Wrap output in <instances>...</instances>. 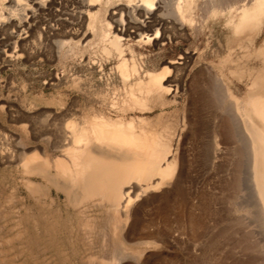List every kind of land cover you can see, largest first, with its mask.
Returning <instances> with one entry per match:
<instances>
[{
  "label": "bare ground",
  "instance_id": "1",
  "mask_svg": "<svg viewBox=\"0 0 264 264\" xmlns=\"http://www.w3.org/2000/svg\"><path fill=\"white\" fill-rule=\"evenodd\" d=\"M121 1L48 0L46 5L35 0H0V55L17 60L24 54L44 57L35 47L31 24L25 26L20 20L31 22L38 12L49 11L61 26L60 30H46L45 38L55 58L67 59L73 50L97 47L108 61L117 62L111 79H119L124 85L122 93L104 97L99 108L91 112L84 109L80 121H68L65 113L62 121L63 114L58 115L59 124L53 123L57 129L32 128L33 139L40 142L45 138L52 148L42 150L36 143L32 154L21 152L22 179L34 206L50 211L64 198L59 205L74 214L81 230L91 237L101 233L106 239V228L98 227L91 218L96 213L105 215L118 255L107 264H118L123 256L118 258L119 252L141 260L148 252L145 248L158 247L157 242H151L144 243V248H130L128 240H168L171 231L154 230V219L167 221L172 211L177 227L189 226L191 240H209L210 264H264V43H259L264 34V0H173L171 8L167 0H124L127 5L118 4ZM199 1L204 4L199 6ZM200 9L204 13L197 19ZM103 10L106 16L110 14V21L103 18ZM77 21H81V28H75ZM86 25L90 34L83 31ZM219 26L229 36L230 52L221 62L220 73L202 65L200 53V67L193 76L195 86H207L198 108L212 114L209 125L200 121V126L209 128L211 137L203 148L202 161L210 178L223 174L225 179L218 186L221 197L209 196L204 203L199 197L198 202L188 197L184 164L174 149L178 127L190 125L186 116L183 114L182 122L165 123L163 114L155 121L129 119L128 115L156 108L165 111L177 105V95L193 61V55L185 53L179 61L150 65L149 56L143 57L139 48L172 44L187 27L210 46ZM217 38L222 43L221 37ZM253 64L257 67H250ZM232 79L245 84L243 96H238ZM31 177H38L40 182ZM156 199H161L163 206L152 215L139 213L147 201ZM186 207L191 211L205 208L209 220L192 212L186 216ZM199 263L196 260L195 264Z\"/></svg>",
  "mask_w": 264,
  "mask_h": 264
},
{
  "label": "rangeland",
  "instance_id": "2",
  "mask_svg": "<svg viewBox=\"0 0 264 264\" xmlns=\"http://www.w3.org/2000/svg\"><path fill=\"white\" fill-rule=\"evenodd\" d=\"M35 1L46 5L48 3V0ZM167 2L171 8L174 1L167 0ZM198 3L199 6L204 4L202 1ZM118 4L127 5L128 2L123 0L118 2ZM48 12H38L31 22L25 21V19L20 20L25 26H28L29 23L31 24V28L34 30L32 33L35 36L32 39L36 38L34 41L38 45H35V47H37V51L41 49L44 54L41 51L40 53L44 57L40 56V58L38 57L39 59L37 57L29 58L24 54V57L17 60L10 56L0 55V264H107V262L112 260L113 256L117 257L118 255L115 248L116 240H113L112 235L108 234L109 228L106 225V221H104L106 220L105 215L96 213L91 218L98 227L106 228L104 231L107 238L105 239L98 232L91 237L87 232L79 228L74 214L68 213L59 205L64 198L59 200L53 210L51 208L50 211L45 209L40 211L34 206L29 189L23 183L25 177H23V162H21L22 154H27V152V155H30L29 153L32 154L35 145L38 143L42 150L52 149L47 139L42 138L43 140L41 139L40 142H36L33 139L34 128L49 127L57 129L53 123L59 124L60 122L56 120L58 119L59 121L58 115L63 114L60 116V121H62L61 117L65 113L67 117H70H65L68 121L69 119L71 121L73 119L80 121L84 109L87 112H91V109L99 108L104 97H113L115 93L118 95L122 93L124 88L123 83L119 79H111V75L115 74L117 62L108 61L101 52L96 51L97 47L89 51L82 50V52L73 50L67 59L55 58V51L45 38L46 30H48V27H55L60 30L61 26L59 25L60 22L52 17L53 14ZM203 13L200 9L196 15L197 19ZM109 15L107 14L106 16V12L103 10V18L106 16V19L110 21ZM125 20H127V16H125ZM76 24L75 28H81V21H77ZM65 30L68 31V29ZM83 31L90 34L87 30V25L83 26ZM181 33L177 35V39L172 44L166 43L165 47L151 44L145 45L138 50L139 53L143 54V57L147 58L149 56L150 65H162L165 61L172 59L179 61V57L185 53L193 55L187 79L182 85V91L180 90L177 95L179 104H174L165 111L156 108L144 113L135 112L128 116L129 119L142 117L155 121L163 114L162 119L165 123L182 122L183 116H186L190 125L178 127L177 133L179 135L175 137L174 149H177V156L184 164L188 197L191 200L192 198L195 199V201H199V197L201 202L205 203L209 196L216 199L221 197L218 186H220L219 182L221 184L225 179L222 178L223 174H221V177L210 178L208 170L205 169V162L202 161L203 148L209 145L211 137L209 128L206 129V126H200V121L205 120L209 125L212 114L210 110L202 111L201 108H198L201 103V96L206 93L207 86L202 83L198 87L195 86L193 84V76L200 67V63L197 61L200 58V53L203 54L201 59L203 63L201 64L208 66L209 71L213 69L216 73H220L218 71L221 67V62L230 53L227 47L229 36L227 33H223L219 26L214 33L217 37H221L222 43L218 42L217 37H213L210 41V46H208V41L202 42L198 37L196 38L189 27L185 28L184 34ZM37 39H39L38 42L41 41V45L37 42ZM43 41L46 43L44 44ZM261 42L264 43V34L259 38V43ZM128 57L130 58L129 54ZM250 67L257 66L253 64ZM232 80L236 85L238 96H243L246 92L245 84L235 79ZM196 113L198 114L195 115ZM112 115L114 118L116 117L115 113ZM26 116L31 119H24ZM62 123L64 124V122ZM59 126L61 127L62 124ZM194 145L197 148L196 150H194ZM56 155L59 154L57 153ZM195 176L197 180L194 178ZM31 180L37 183L40 182L38 177H31ZM189 180L195 182V188L194 183ZM189 185L192 187L191 190ZM200 187H202L201 191L198 192ZM167 191H169V195L173 199L174 192L171 188ZM54 193L56 192L54 191ZM54 198L56 199L55 196ZM163 204L164 202L161 199H156L153 202L152 200L147 201L138 211L142 215L145 211L152 215ZM190 212L206 221L209 220V212L203 207L192 211L190 207H186L185 215H189L188 213ZM173 219L174 211L169 213L167 221H163L159 217L154 219V230L162 233L171 231L170 237L166 238L168 240H128V247L130 248H138V246L144 248V243L151 242H157L158 247L155 249L150 246L145 248L148 252L145 251L146 253L141 260H136L130 255L120 254L119 252L118 258L121 255L124 258L119 259L117 263L195 264L197 260L201 264H210L212 252L209 247V240L206 238L191 240L192 236L189 226L185 223L184 227L181 228V225L177 227V223ZM18 231H20V234L17 233ZM178 234L181 235L178 236ZM195 241L197 242L195 243ZM101 243H103V246ZM114 251H116V254Z\"/></svg>",
  "mask_w": 264,
  "mask_h": 264
}]
</instances>
